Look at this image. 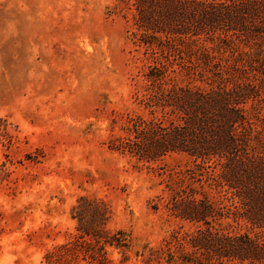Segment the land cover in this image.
<instances>
[{
	"label": "rangeland",
	"instance_id": "obj_1",
	"mask_svg": "<svg viewBox=\"0 0 264 264\" xmlns=\"http://www.w3.org/2000/svg\"><path fill=\"white\" fill-rule=\"evenodd\" d=\"M132 13L119 0H0V264H56V248L83 243L81 198L102 203L103 229L131 247L100 258L82 245L66 264H146L137 252L194 232L163 206L187 157L149 165L114 149L149 118L152 62L132 42Z\"/></svg>",
	"mask_w": 264,
	"mask_h": 264
},
{
	"label": "trees",
	"instance_id": "obj_2",
	"mask_svg": "<svg viewBox=\"0 0 264 264\" xmlns=\"http://www.w3.org/2000/svg\"><path fill=\"white\" fill-rule=\"evenodd\" d=\"M119 2L133 11L132 42L152 65L141 100L149 118L132 119L114 149L149 165L171 154L193 165L167 175L163 206L194 232L175 231L137 256L146 264H264V0ZM76 213L83 243L56 248L48 262L66 264L82 245H95L100 258L106 247H131L126 232L103 229L102 203L81 198Z\"/></svg>",
	"mask_w": 264,
	"mask_h": 264
}]
</instances>
